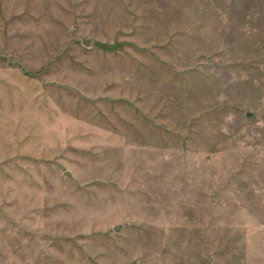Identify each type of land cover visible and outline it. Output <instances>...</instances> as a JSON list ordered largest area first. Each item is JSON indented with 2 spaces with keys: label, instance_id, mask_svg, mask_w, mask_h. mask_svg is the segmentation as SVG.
<instances>
[{
  "label": "rangeland",
  "instance_id": "obj_1",
  "mask_svg": "<svg viewBox=\"0 0 264 264\" xmlns=\"http://www.w3.org/2000/svg\"><path fill=\"white\" fill-rule=\"evenodd\" d=\"M0 264H264V0H0Z\"/></svg>",
  "mask_w": 264,
  "mask_h": 264
},
{
  "label": "water",
  "instance_id": "obj_2",
  "mask_svg": "<svg viewBox=\"0 0 264 264\" xmlns=\"http://www.w3.org/2000/svg\"><path fill=\"white\" fill-rule=\"evenodd\" d=\"M64 172L67 176H70V173L67 170H65ZM113 228H117V226L114 224Z\"/></svg>",
  "mask_w": 264,
  "mask_h": 264
}]
</instances>
